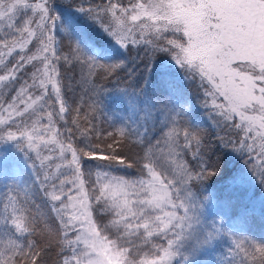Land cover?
<instances>
[{
    "label": "snow or ice",
    "instance_id": "snow-or-ice-1",
    "mask_svg": "<svg viewBox=\"0 0 264 264\" xmlns=\"http://www.w3.org/2000/svg\"><path fill=\"white\" fill-rule=\"evenodd\" d=\"M77 14L107 42L97 47ZM78 66L88 99L73 105L61 69ZM113 110L111 130L98 128ZM206 121L223 160L206 151ZM0 143V264H41L46 251L7 183L18 187L5 166L13 150L54 213L40 230L58 264H264L252 233L264 196V0H0ZM259 211L264 221V199Z\"/></svg>",
    "mask_w": 264,
    "mask_h": 264
},
{
    "label": "rangeland",
    "instance_id": "rangeland-1",
    "mask_svg": "<svg viewBox=\"0 0 264 264\" xmlns=\"http://www.w3.org/2000/svg\"><path fill=\"white\" fill-rule=\"evenodd\" d=\"M127 0H125V3ZM82 31L86 33V35L95 41H98L97 47L102 46L103 43L107 42V37L99 30V28L92 24L91 21H85L80 27ZM69 41L67 39L64 40V50L67 51V45ZM62 73L65 75V84H71V88L66 87L64 89L66 98L68 99L70 104L74 105V102H78L80 97H83L84 100H87L88 97L84 94V89L87 85H84L81 82L82 72L83 75L86 76L88 73V69L85 67L83 70L78 66L75 71L72 72H65V70L61 69ZM190 92H194V86L189 87ZM115 107V105H114ZM85 111H87V107L85 105ZM83 115V113H82ZM116 115L115 111H110L108 113V119L105 120V117L98 114V119L96 121L98 128L103 129H110V124L112 123V118ZM206 114H201L202 119ZM211 121H206L202 124L201 127V135L204 137V142L206 146V151L209 156H211L212 160L215 161L217 158H224V151L220 144L217 141L216 133L219 131L214 127L210 126ZM4 148V144L0 143V149ZM23 153H19L16 151L9 152L8 160L6 162V167L9 170L15 169L17 180H18V187L17 185L12 184V181H8L7 183L14 189L13 195H17V198L20 200L21 204L24 203L25 200L28 201L26 204L27 212L26 214L29 215V218L36 217L37 221L40 224V229L45 228L44 221H47V225L49 227H55V223L51 219L54 216V213L49 211V206L46 203L45 199L41 198L37 186L34 185L33 182V174L29 171L28 167L21 165L18 163V158H22ZM239 163L229 164L228 167H239ZM25 189L28 190L27 196L25 195ZM8 194V189L5 188L4 182H0V219L3 218L5 215L4 213V203H6V196ZM264 199L259 191L255 196V201L257 204V212H256V219L252 222V233L256 235V239L259 240L260 238H264V221L261 219V214L259 211V201ZM5 225L0 224V242L5 241L7 236L5 234ZM40 229L37 230L36 235L30 237L40 243V245L46 249L45 252L42 253V257L45 253H49L55 258H60L58 255L59 248L57 246L56 240L54 236H50L47 231H41ZM21 242H23V238H21ZM2 243H0V247H2ZM252 249L249 248V252L251 253ZM239 259V257H237ZM251 260V256L249 257ZM43 263V259L41 264ZM256 264H259V260L257 259Z\"/></svg>",
    "mask_w": 264,
    "mask_h": 264
},
{
    "label": "trees",
    "instance_id": "trees-1",
    "mask_svg": "<svg viewBox=\"0 0 264 264\" xmlns=\"http://www.w3.org/2000/svg\"><path fill=\"white\" fill-rule=\"evenodd\" d=\"M60 2H64V0H60ZM97 2H99V0H97ZM59 11H62L63 12V15L65 17H67L69 15V10L67 9H59ZM75 19H77V21L79 22V26L82 27V24L85 22V21H82L81 17L79 16V14L76 15ZM61 258H55L53 257L52 255H50L48 252L44 254L43 256V263L42 264H58V261L60 260Z\"/></svg>",
    "mask_w": 264,
    "mask_h": 264
}]
</instances>
